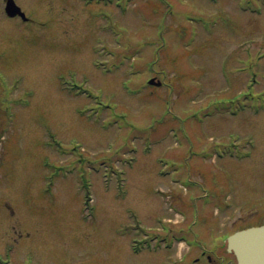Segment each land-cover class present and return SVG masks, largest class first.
<instances>
[{"label":"rangeland","instance_id":"rangeland-1","mask_svg":"<svg viewBox=\"0 0 264 264\" xmlns=\"http://www.w3.org/2000/svg\"><path fill=\"white\" fill-rule=\"evenodd\" d=\"M16 1L32 20L0 0L2 258L236 264L226 236L264 223V0Z\"/></svg>","mask_w":264,"mask_h":264},{"label":"water","instance_id":"water-1","mask_svg":"<svg viewBox=\"0 0 264 264\" xmlns=\"http://www.w3.org/2000/svg\"><path fill=\"white\" fill-rule=\"evenodd\" d=\"M7 10L11 15L20 12L12 0H9ZM228 251L235 255L237 264H264V225L232 234L228 238Z\"/></svg>","mask_w":264,"mask_h":264}]
</instances>
